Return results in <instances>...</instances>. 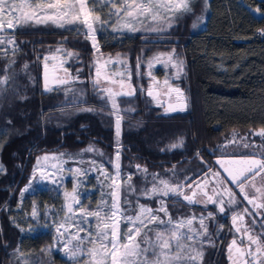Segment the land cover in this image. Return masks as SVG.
I'll use <instances>...</instances> for the list:
<instances>
[{
    "label": "trees",
    "instance_id": "obj_1",
    "mask_svg": "<svg viewBox=\"0 0 264 264\" xmlns=\"http://www.w3.org/2000/svg\"><path fill=\"white\" fill-rule=\"evenodd\" d=\"M95 10L103 19L107 7L97 5ZM199 15L206 16V24L195 32L191 27ZM106 28V35L98 36L99 53L83 33L52 25L20 27L14 36L18 49L0 52V80L7 76V81L0 84V164L4 168L0 170V264H21L22 258L32 264H77L52 249L56 238L52 221L63 213L57 187L43 184L23 194L40 155L76 153L95 146L110 161L118 139L122 166L132 171L131 184L137 189L127 198L156 207L159 198L149 200L139 194L141 189L151 187V175L145 180L137 165L149 174L183 182L188 194L197 185L195 181L203 182L219 173L214 156L248 153H235L232 148L244 135L264 128L261 0H198L194 12L163 40H147L139 33L113 38L111 29ZM58 47L76 55L77 61L70 68L87 89L84 103L66 101L68 85L50 91L43 87V58ZM173 50L185 64L179 83L186 109L170 112L147 95L150 83L144 59ZM101 53V58L127 56L134 74L135 94L125 97L122 106L136 109L125 114L128 120L118 138L112 116L84 110L103 108L92 83L93 62ZM181 141V146L170 147ZM226 183L236 193L235 206L241 212L245 207L250 210L239 189ZM166 201L174 218L213 212L215 220L224 224V231L214 244L204 247L203 264H229L233 208L226 205L225 212L219 213L214 206L190 205L179 197H168ZM261 222L264 214L256 217L257 231Z\"/></svg>",
    "mask_w": 264,
    "mask_h": 264
},
{
    "label": "snow or ice",
    "instance_id": "obj_2",
    "mask_svg": "<svg viewBox=\"0 0 264 264\" xmlns=\"http://www.w3.org/2000/svg\"><path fill=\"white\" fill-rule=\"evenodd\" d=\"M97 5L107 7L103 19L101 14L95 10ZM190 11V0H92L91 5L89 0H0V45L15 43L12 33L5 32L6 28L14 31L16 26L51 24L57 28H66V26L76 25V28L67 30L83 32L85 39L89 40L92 48L99 53L97 31H103L106 26L116 33L137 32L142 28L152 32L165 31L171 26L173 18L180 13ZM256 11L259 14L260 10ZM61 53L64 55L62 60L59 55ZM72 55L71 52L57 48L56 54L43 58L45 90H51L48 88L49 65L47 61L49 59L59 61L58 65L53 64L52 74V78L57 84L67 85L71 81L79 80L78 76L71 77L69 70L63 67ZM102 56L101 53L100 57H97L93 62L95 78L92 83L99 92L104 94L102 98H106V101L111 103L113 114H116L115 126L118 138L121 117L118 114L116 97L134 95L135 87L131 85V73L126 74L115 70L111 73L105 72L103 76L105 84L101 85V70L105 65L115 63L127 67L126 59H121L119 55L115 60L108 57L101 62ZM156 62L170 64L171 67L177 69V76L179 75L182 62L174 59V50L154 57L152 61L148 62L149 67ZM57 67L62 69L64 76H56ZM137 68H139V59ZM149 75L151 76V73ZM113 77H120V79ZM152 79L154 83H157L155 77ZM6 81L7 76L0 80V84ZM163 84L167 89L164 95L170 96L175 92L178 98L183 96L179 88L170 85L168 79H165ZM107 85H119L120 90L114 91ZM126 87L127 91L124 90ZM71 90L66 89V91ZM147 95L156 99L160 92H156L154 95V92L149 89ZM157 102L160 103L159 100ZM184 107L185 105L180 104L179 110L182 111ZM169 109L176 110L172 108V105H169ZM84 110L91 111L92 109ZM254 135L264 139V128L259 129ZM245 139L247 140V138ZM234 141L235 137H233ZM181 145L182 141L180 144L170 147L175 148ZM244 147L250 148L251 145L245 143ZM261 148L264 149V144L261 145ZM93 150L92 147L86 149L88 152ZM42 159L49 160L50 158L44 156ZM109 163L113 169L111 174L103 165L94 169L100 172L104 187L109 189L107 198L101 199L94 209L89 210L81 204L76 188H73L71 193H64L66 204L63 207L66 212L58 222L56 232L60 236H64L69 226L77 229L75 233L71 234V240L65 242L66 246L63 249L65 254L70 259L76 260L77 264H201L204 238H207V243L212 244L206 219H215L214 213L208 212L206 216L202 214L199 217L190 215L174 220L169 213L166 198L179 197L190 205L203 204L205 207L209 204L216 205V211L224 213L226 203L228 206L236 203V193L230 188L221 190L216 185L208 188L207 181L201 185L197 180L195 183L199 188L200 199H196L198 192L193 190L190 194H186L183 182L171 181L159 174H149L146 168L142 169L137 165V171L141 172L145 180L151 175V180L148 181L151 187L141 189L139 194L149 200L159 198V207L153 209L137 200L135 208H133V202L127 196L136 192L137 189L131 184L132 175H122L121 173L118 139L114 159ZM217 163L228 174L229 182L239 189L243 200L253 207V211H249L245 207L243 212H233L231 215L234 236L227 247L229 264H264V222H261L259 231L245 223V214L255 224L256 217L260 215L258 210L264 208V185L257 187L252 183L256 177L264 174V151H253L239 157L229 158L226 162L218 160ZM52 167H56V165L53 164ZM62 170L60 169V171ZM75 173L78 176L86 175V172L79 168L75 169ZM213 175L219 176V173L216 172ZM47 178V176L43 177L44 180ZM246 185L254 189L251 196L245 190ZM122 186L123 205L121 202ZM188 187H191V183H188ZM25 191L28 189L26 188ZM74 205H79V207L74 208ZM36 215L34 210L32 216L35 218ZM89 218H94V225L89 224ZM69 221L75 223L69 225ZM121 223L126 225L123 233L121 232ZM82 224L88 225V227H81ZM150 225H155V227H150ZM61 229H65V231H61ZM81 232L86 234V238L80 235ZM72 241L76 243L73 244ZM85 244L88 247H85ZM197 244L200 247H196ZM83 256H86L87 259H78Z\"/></svg>",
    "mask_w": 264,
    "mask_h": 264
},
{
    "label": "rangeland",
    "instance_id": "obj_3",
    "mask_svg": "<svg viewBox=\"0 0 264 264\" xmlns=\"http://www.w3.org/2000/svg\"><path fill=\"white\" fill-rule=\"evenodd\" d=\"M197 1L198 0H190L191 11L187 12V13L178 14L177 17L172 19L171 26L168 27L167 30H165V31L152 32V31H148V30L142 28L140 31H137V32H126V31L125 32H119V33L112 32V37L118 38L120 35H123V34H138L139 33V34L145 35L147 40H150L152 38H155L158 40H163L170 35V33L177 27L179 22L181 20H183L186 15L194 12V5L197 3ZM5 19H8V17H5ZM206 19L207 18L204 15L197 16V19H195V21L192 24V27H191L192 30L196 32V31L204 28L205 24H206ZM41 25H43V24H41ZM48 25H51V24H48ZM76 27H77L76 25L66 26V28H76ZM19 28H20V26H16L14 31L12 29H7V28L5 29L6 33H12L15 43L14 44L0 45V52L1 53H12L18 49L14 36H15V32H17V30ZM66 28H63V29H66ZM106 31H107L106 27L103 31H101V30L97 31L98 44H99L98 36L101 35L102 33H103V35H106ZM81 33H83V32H81ZM5 38H7V37H5ZM58 48H62L66 52H71L70 50H68L64 47H58ZM56 49L46 56H51V55L56 54ZM170 52H172V51L156 52L153 55L149 56L147 59L146 58L144 59V64L147 66V69H148L147 77H148V80L150 83V89L154 92V95L156 92H160V95L156 99L153 98V100L156 102V104H158L157 101L159 100L160 105H162V104L165 105L167 100H170V102H171L174 98L177 97V94L175 92L171 93L170 96L164 95V92L167 91L166 87L163 84L165 79L169 80V83L172 87L179 88L181 90V92L183 93V91L180 87L179 81H181V79L183 78V76L185 74V64H184L183 58H181L176 52H174V59L182 62L178 76H177V69L171 67L170 64L165 65V64H162L160 62H156L151 67H149L148 62L152 61L154 57H156L157 55H160V54H166V53H170ZM71 53L73 54L72 57L70 59H68L66 63H64L63 67L67 68L69 70L71 77L78 76L79 80L71 81L69 84H67L69 87L68 89H72V90L66 91L65 95L68 99L66 101H70L71 103H74L77 105V104L84 103L87 101V94H86L87 89L84 86L83 80L80 79V76L77 75L76 72H74L70 68L77 61L76 55L73 52H71ZM59 55H60L61 60L64 59L63 53H61ZM97 57H100V56L96 55V59H97ZM119 57L121 59H126L127 67L125 68V65L115 64V63L105 65V67L102 68V70H101V85L105 84V81L103 79L105 72L111 73L112 71L115 70V71L123 72L126 74L131 73V85L134 87V84L132 82L134 74L132 71L130 59L127 56L126 57L125 56H119ZM107 58L108 57L101 58V62H103V60H106ZM112 58H113V60H115L116 57H112ZM47 63L49 65L48 72L53 73V64L58 65L59 61H53L52 59H49L47 61ZM55 73H59L63 76L65 75L63 73L62 69H60L59 67H57V69L55 70ZM149 73H151V76L149 75ZM153 77H155V81L157 83L153 82V79H152ZM68 78L70 79V77H68ZM113 78L114 79H120V77H113ZM107 86L112 87L114 91L120 90L119 85H107ZM124 90L127 91L128 88L126 87ZM97 95L99 96V99L101 100V103L103 104V108H100L99 110L98 109L94 110L92 108H88V109H92L91 111H95L96 113H103L106 116L107 115L112 116L116 121V114H113V109L111 107V103L107 102L106 98H102L104 96V94L99 92L98 89H97ZM132 96H134V95L117 96L116 97L117 104H118V114L121 117L120 135L122 133L124 123L128 120L127 119L128 117L125 116V114L126 113H134L135 109H136L135 107H131V106L126 107V108L123 107L122 106L123 105L122 100L125 97H132ZM69 99H72V100H69ZM178 101H185L186 102V99L184 97V93H183V96L178 98ZM175 111H178V110H175ZM175 111L170 110V112H175ZM114 128L116 129L115 124H114ZM255 132H257V131H255ZM255 132H252L251 135H244L243 137H241L240 140H238V144L237 145L235 144L234 148H232L235 151V153L240 152L242 150H244L248 153L253 152V151H256V152L264 151V149L261 148V145L264 144V139H262L259 136L254 135ZM245 138H247V140ZM245 143L250 144L251 147L250 148L244 147ZM89 147H92L94 150L92 152L86 151V149H88ZM89 147L86 148L85 150L81 151V152H76V153H72V152L54 153V152H51V153H44V154L40 155L37 158V162L35 164L30 182L26 187L28 189V191H25V189H26L25 188L23 191V194L32 193L35 190L36 186H42L43 184H51V185H54L55 187H57L59 195L63 200V206H64L66 204V199H65L64 193L65 192L71 193L73 188H76V192L80 198L81 204L85 208H88L89 210L94 209L99 204L101 199L107 198V193L109 191L108 188L104 187L103 177L101 176L100 172L96 171L94 169L96 167H98L99 165H103L105 167V169L110 174L113 172V169H112L111 163H109L108 159L103 158V152L100 149H98L95 146H89ZM235 153H233V154H235ZM44 156H48L50 159L49 160L42 159ZM53 157H55L56 159H52ZM93 162H95V164H93ZM53 164H55L56 167H52ZM120 165H121L122 175L123 174H131L132 178H133L132 171L127 170L126 168H124L122 166L121 158H120ZM77 168L86 172V175L78 176L75 173V169H77ZM60 169H63V170L60 171ZM0 170H2V171L4 170V168L2 167L1 164H0ZM45 176L48 177L47 180L43 179V177H45ZM205 181H207V187L208 188H211L213 185H216L218 188H221V190H223V188H230L228 186V184L226 183V181L220 176L212 175L211 177L204 180L203 182H200V184L203 185L205 183ZM131 183H132V179H131ZM252 183H254L257 187L264 185V174H262V176L256 177V179L254 181H252ZM193 190H196L198 192L196 199H200L198 186L196 185L191 191H193ZM245 190L249 193L250 196L254 192V189H252L251 187H249L247 185L245 187ZM191 191H189L188 194H190ZM123 199H124V191H123V186H122V191H121L122 205H123ZM136 201L133 202V205H132L133 208H135V202ZM146 205L152 207L153 209L159 207L158 202H157L156 207H153L149 204H146ZM196 205L204 206L203 204H196ZM209 205H211V204H209ZM226 205H227V203H226ZM226 205H225V208H226ZM211 206H214L217 209L216 205H211ZM78 207H79V205H74V208H78ZM167 207H168V203H167ZM231 207L233 208L234 212H241L240 209L235 206V203L233 205H231ZM249 207H250L249 211H253L252 205H249ZM168 210H169L171 217L174 220L183 219V218L188 217L190 215H195L197 217L201 216L202 214L205 216L207 215V213H200V214L191 213L187 216H181L179 218H174L170 212L169 207H168ZM258 211L260 213L259 217H261L264 214V208H261ZM65 212H66V209L63 207V213L58 214L56 216V218L52 221L53 222L52 224H53L54 230H55V235H56L55 242H54L52 249L55 251H59V252L63 253L67 258H69L65 254L63 249L66 246L65 242L68 240H71V234L75 233L77 231V229L75 227L69 226L67 228V231L65 232L64 236H60L59 233L56 232V226H57L58 222H60L61 219L63 218ZM242 212H243V210H242ZM161 215H163V214L161 213ZM73 223H75V222L74 221L68 222L69 225H71ZM206 223L208 224V233L212 237V244H214L215 241L218 240V238H220L221 235L223 234L224 224L218 223L215 219H206ZM245 223L250 225L251 227L255 228L254 224L252 223V219L247 214H245ZM89 224H91V225L95 224L94 218H89ZM194 226H196V225L194 224ZM81 227L87 228L88 225L82 224ZM125 227H126V225L121 223V232L122 233H123ZM150 227H155V225H150ZM89 230H91V229H89ZM61 231H65V229H61ZM80 235L82 237L86 238V234L84 232H81ZM231 235L233 238V236H234V229L233 228L231 229ZM204 239H205V243H204V247H205L209 243H207L206 237ZM72 243L74 244L76 242L72 241ZM85 247H88V245L85 244ZM196 247H200V245L197 244ZM204 247H203V255L205 253ZM80 258L87 259L86 256H83ZM80 258H78V259H80ZM21 264H32V263L29 262L28 259L22 258ZM201 264H203V257H202Z\"/></svg>",
    "mask_w": 264,
    "mask_h": 264
},
{
    "label": "flooded vegetation",
    "instance_id": "obj_4",
    "mask_svg": "<svg viewBox=\"0 0 264 264\" xmlns=\"http://www.w3.org/2000/svg\"><path fill=\"white\" fill-rule=\"evenodd\" d=\"M61 76H63V75H61ZM180 104H183L186 107V102L185 101H178V97H176L171 102H170V100H167L166 103H165V106L168 109V106L172 105V108L175 107L174 109L179 110V105ZM185 107L183 108V110L186 109ZM173 111H175V110H173ZM239 156H242V155H229V156L219 155V156H214L213 157V164L218 169L220 176L225 181H227L229 183V185H231V186H234V185L229 182L230 178H228V174L224 171L223 167H221V165L217 163V161L218 160H223V161L226 162L229 158H234V157H239Z\"/></svg>",
    "mask_w": 264,
    "mask_h": 264
},
{
    "label": "water",
    "instance_id": "obj_5",
    "mask_svg": "<svg viewBox=\"0 0 264 264\" xmlns=\"http://www.w3.org/2000/svg\"><path fill=\"white\" fill-rule=\"evenodd\" d=\"M52 74L51 72H49V78H48V88L49 89H53V88H57V87H60V86H64V85H61V84H57L53 78H52ZM57 77H62L61 74L59 73H55ZM43 76H44V73L42 74V84H43V87L45 88L44 86V79H43ZM175 108V107H174ZM173 108V109H174ZM168 110H172V109H169V106H168Z\"/></svg>",
    "mask_w": 264,
    "mask_h": 264
}]
</instances>
